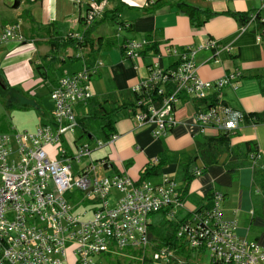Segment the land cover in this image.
<instances>
[{"label":"crops","instance_id":"0c3cea01","mask_svg":"<svg viewBox=\"0 0 264 264\" xmlns=\"http://www.w3.org/2000/svg\"><path fill=\"white\" fill-rule=\"evenodd\" d=\"M86 1L77 4L75 0H0V34L17 25L25 39L22 45L0 44V81L6 90L14 87L20 97L26 94L35 98L34 91L43 89L49 96L62 77L101 62L103 65L89 84L92 97L101 100L114 94L119 104L147 78L148 66L155 62L156 55H160L158 64L162 70L176 65L178 59L166 55L167 47L182 51L214 41L220 47L216 54L200 50L194 55L198 77L214 82L240 73V78L226 86L216 99L247 116L264 118V40L257 39V25L243 30L241 22V17L256 13L264 0H163L152 14L143 10L152 7L155 0H107L101 18L93 24L89 42L79 46V41L69 42L66 38L85 33L81 17L87 11ZM15 3L17 9L13 8ZM178 3L214 16L204 25L192 27L189 19L173 6ZM261 16L264 18V13ZM121 24L127 29L118 32ZM98 39L101 42L97 43ZM128 40L148 42L138 60L124 57L122 48ZM39 67L40 71L36 69ZM35 107L43 109L42 124L48 123L52 109L37 102ZM195 107V103L182 99L175 113L176 127L159 140L151 137L150 129H135L131 107L116 112L111 121L112 134L118 139L112 146L102 148L93 162L105 159L109 162V168L104 170L107 176L125 174L133 182H140L146 168L165 160L158 168L159 174L144 182L157 184L163 175L168 176L177 184L182 206H172L165 213L149 217L151 245L156 241L155 233L165 231L166 221H189L194 214L208 209L213 193L219 192L223 196V218L236 222L239 237L264 247V123L245 120L230 133L228 154L218 164L204 169L201 161L193 158L219 132H198ZM75 113L78 117L83 115L79 107ZM247 142L257 147L255 160L244 153L242 146ZM229 160L236 169L233 173L225 168ZM195 169L202 174L189 179ZM253 169L258 172L254 174ZM116 198L115 194L112 202Z\"/></svg>","mask_w":264,"mask_h":264},{"label":"built area","instance_id":"2783aa9c","mask_svg":"<svg viewBox=\"0 0 264 264\" xmlns=\"http://www.w3.org/2000/svg\"><path fill=\"white\" fill-rule=\"evenodd\" d=\"M105 1H86L87 11L81 17L84 31L101 18ZM261 13L264 3L248 16L242 29L258 22L264 24V18L257 19ZM125 29L124 24L118 26V32ZM257 33L258 41L264 40V27ZM68 38L83 42V35ZM24 42L17 25L0 34V44ZM147 44L146 40L126 41L124 57L138 60ZM219 49L214 41L182 51L167 47L166 55L178 60L166 71L160 68V55H156L155 62L148 66L147 78L131 89L138 99L133 114L135 129H150L154 140L164 138L177 125L175 113L182 99L199 103L194 122L200 134L208 129L230 134L245 120L264 123V118L247 116L216 99L240 78V73L214 82L198 77L195 53L211 50L216 54ZM102 65L97 62L85 66L58 80L49 95L53 110L48 123L32 133L13 128L0 132V264H68L69 254L72 264H99L97 258L101 255L123 251L138 253L137 258L144 264L151 248L149 217L182 206L176 182L166 175L152 184L133 182L125 174H97V167L105 170L109 162H93L92 153L112 146L118 135L112 134L105 141L77 142L75 109L93 98L89 84ZM84 160L89 163L84 164ZM201 174L198 169L192 172L193 177ZM115 194L117 198L112 202ZM222 201V194L214 192L208 209L179 225L177 240L187 253L207 254L209 264H264V247L237 235L236 222L223 218ZM150 259L157 264H192L170 248L158 249Z\"/></svg>","mask_w":264,"mask_h":264},{"label":"trees","instance_id":"16d2710c","mask_svg":"<svg viewBox=\"0 0 264 264\" xmlns=\"http://www.w3.org/2000/svg\"><path fill=\"white\" fill-rule=\"evenodd\" d=\"M163 0H155L153 3V6L150 8H145L143 12L145 14H152L154 10L157 9V7L160 5V2ZM180 11L182 14H184L190 21V24L192 27H200L205 24V22L211 17L214 16L211 12L206 10H200L197 8L190 7L184 3H178L173 5ZM249 15L241 17V22L245 24L247 21ZM257 19H262V16L259 14L257 15ZM264 27V24L258 22L257 28L260 29ZM93 25L85 31L83 34V43L78 42L77 44L79 46H82L89 42V34L92 30ZM69 40V42L72 41L70 38H66ZM101 39L97 40L98 42ZM156 52V51H155ZM40 71V67L36 68ZM0 85L4 87L3 81H0ZM129 98L120 101L119 104L116 102V99L118 98L114 94H110L108 96H105L101 100H97L95 98L90 99L86 104L79 105L78 107L82 109L83 115L81 117H78L76 115L77 123H78V129L76 132L77 142H89V139L92 140H102L105 141L109 138V136L112 135L113 131V123L111 121V117L118 111L123 109L132 108L133 113L137 111L136 108V102L137 97L130 93L128 95ZM126 98V97H125ZM214 98H211V102L215 103L213 100ZM120 100V98H119ZM199 103H195V105H198ZM258 124V123H256ZM230 134L228 133H219L218 137H214L211 139H208L205 145L199 150L197 156H195L193 159H199L203 165L204 169H207L211 166H214L219 163L220 158L224 155H227L230 150ZM245 155L249 156L250 160L255 159V156L258 154V150L256 145L253 142H247L242 146ZM231 160V159H230ZM228 161L227 164H225L226 171L228 173H233L236 171L235 168H232L231 161ZM162 163L165 162L161 161ZM160 163L157 165L146 168V170L141 174V180L138 183L144 182L146 179L150 177L157 176L159 174L158 168L160 167ZM254 174L258 172L257 169H253ZM193 175L189 174V179L192 178ZM167 211V210H166ZM161 213H165L162 211ZM156 215V214H155ZM181 223L177 224L175 222L166 221V227L165 231L163 233H155L154 237L156 236V241L154 240V244L150 245L153 246L152 253L156 252L158 249L161 248H170L172 250H176V253L178 256L183 257L185 260H189L187 258V252L184 249L183 244L177 240L176 238V232L179 228V225ZM149 232V231H148ZM150 240V238H149ZM150 246V247H151ZM121 254H125L128 257H134L137 258L139 256L138 253L135 252H117ZM112 254H104L100 257H109ZM145 263H151V259H147L145 257L144 259ZM99 263V262H98Z\"/></svg>","mask_w":264,"mask_h":264},{"label":"rangeland","instance_id":"374dc122","mask_svg":"<svg viewBox=\"0 0 264 264\" xmlns=\"http://www.w3.org/2000/svg\"><path fill=\"white\" fill-rule=\"evenodd\" d=\"M16 92L17 89L14 87H9L8 90H6L5 86L3 87L0 85V132H6L9 130V128H13L18 132H34L37 129V126L42 124V121L44 120L41 117L43 109L38 110L35 107V102H37L38 105L43 103L45 108H51L52 110L53 103L49 100L46 90L43 89L34 91V96H37L35 98L26 94L20 97ZM101 151L102 149L94 151L92 153L91 160H95ZM83 163L87 164L89 162L84 160ZM72 164L73 168L77 169L74 162ZM97 174L99 176H107L106 172L101 167H97ZM76 210L78 211V208ZM152 251L153 246H151L146 254L147 259L151 258ZM194 253L195 255H192L190 252L187 254V258H189L192 264H209V258L207 254ZM97 262H99V264H143L141 261H139V258H136L135 260L125 254L117 252H114L107 258L104 256L98 257ZM72 263L73 259H71L69 254L68 264Z\"/></svg>","mask_w":264,"mask_h":264},{"label":"water","instance_id":"95a60500","mask_svg":"<svg viewBox=\"0 0 264 264\" xmlns=\"http://www.w3.org/2000/svg\"><path fill=\"white\" fill-rule=\"evenodd\" d=\"M13 8H14V9H17V8H18V3H15V4L13 5Z\"/></svg>","mask_w":264,"mask_h":264}]
</instances>
